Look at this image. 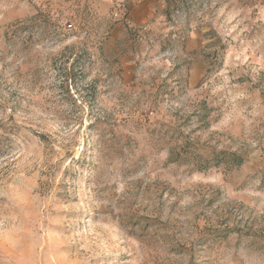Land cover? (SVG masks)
I'll return each mask as SVG.
<instances>
[{"label": "rangeland", "instance_id": "374dc122", "mask_svg": "<svg viewBox=\"0 0 264 264\" xmlns=\"http://www.w3.org/2000/svg\"><path fill=\"white\" fill-rule=\"evenodd\" d=\"M0 264H264V0H0Z\"/></svg>", "mask_w": 264, "mask_h": 264}, {"label": "built area", "instance_id": "2783aa9c", "mask_svg": "<svg viewBox=\"0 0 264 264\" xmlns=\"http://www.w3.org/2000/svg\"><path fill=\"white\" fill-rule=\"evenodd\" d=\"M67 27L70 28L71 27V24L67 25Z\"/></svg>", "mask_w": 264, "mask_h": 264}]
</instances>
